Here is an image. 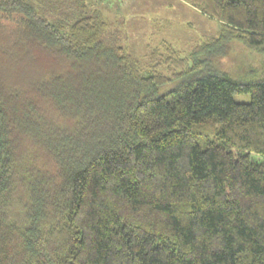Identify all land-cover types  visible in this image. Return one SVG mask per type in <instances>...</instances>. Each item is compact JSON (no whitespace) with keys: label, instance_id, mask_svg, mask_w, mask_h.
<instances>
[{"label":"trees","instance_id":"obj_1","mask_svg":"<svg viewBox=\"0 0 264 264\" xmlns=\"http://www.w3.org/2000/svg\"><path fill=\"white\" fill-rule=\"evenodd\" d=\"M183 1L217 34L143 59L85 0H0V264H264V60L223 67L264 0Z\"/></svg>","mask_w":264,"mask_h":264},{"label":"rangeland","instance_id":"obj_2","mask_svg":"<svg viewBox=\"0 0 264 264\" xmlns=\"http://www.w3.org/2000/svg\"><path fill=\"white\" fill-rule=\"evenodd\" d=\"M90 13L98 14L107 23L106 34L139 58H146L152 46L165 39L186 55L205 36H214L220 22L183 0H85ZM74 16L81 12L71 11ZM78 13V14H76ZM223 67L245 76L258 68L264 57L233 42ZM263 57V58H262ZM239 102L251 100L250 93H234Z\"/></svg>","mask_w":264,"mask_h":264}]
</instances>
